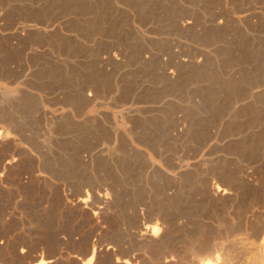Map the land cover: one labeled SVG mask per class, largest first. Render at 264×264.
I'll return each mask as SVG.
<instances>
[{
  "label": "rangeland",
  "instance_id": "1",
  "mask_svg": "<svg viewBox=\"0 0 264 264\" xmlns=\"http://www.w3.org/2000/svg\"><path fill=\"white\" fill-rule=\"evenodd\" d=\"M156 224L264 230V0H0V264H161Z\"/></svg>",
  "mask_w": 264,
  "mask_h": 264
},
{
  "label": "bare ground",
  "instance_id": "2",
  "mask_svg": "<svg viewBox=\"0 0 264 264\" xmlns=\"http://www.w3.org/2000/svg\"><path fill=\"white\" fill-rule=\"evenodd\" d=\"M213 186L211 187L213 188ZM221 186L219 185L214 186L213 190H214L215 195L222 196V195L229 194V190L227 189L228 187L225 188L226 186L225 187H221ZM159 226L158 224L152 227L144 226V228L141 227L142 228L141 231L143 230V234L149 238L150 240L149 242H147L148 240L146 241L147 238L145 239L147 243L151 242L154 245L155 244H157V246L159 245L157 247L159 248V251L157 248L156 249L158 251V260L161 262V264H243V259H244L243 257H245L248 254V252L243 251L240 253L241 256L240 255L237 256L234 252H232V249L230 246L231 245H237V246L244 245V242L246 239L245 238L236 239L239 236H249L250 238L253 237L257 239L259 235L264 231L263 228L261 229L257 228L258 230L250 229L249 231L247 229H242V228L233 229L234 228L233 227L231 228V230L226 231L225 234H222V233L217 232L218 230L215 231L210 228H207V229L204 228V231H198L196 233L197 235H194L195 237L194 240H192V242L187 245L185 243L183 244L181 241H176L174 239L170 240L169 238H167L166 235L164 234L162 235V229ZM177 228L178 227H176V230ZM163 230L165 231V229ZM182 230H185V229L182 228ZM186 230L188 231V229ZM190 230L191 229H189V231ZM92 250L93 251L90 257L87 260V264H91L94 260L95 248ZM130 262L127 260L124 261L125 264H130Z\"/></svg>",
  "mask_w": 264,
  "mask_h": 264
}]
</instances>
